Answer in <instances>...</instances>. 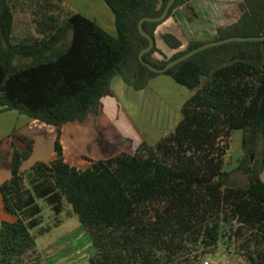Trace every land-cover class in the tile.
Returning <instances> with one entry per match:
<instances>
[{
    "label": "trees",
    "instance_id": "trees-1",
    "mask_svg": "<svg viewBox=\"0 0 264 264\" xmlns=\"http://www.w3.org/2000/svg\"><path fill=\"white\" fill-rule=\"evenodd\" d=\"M24 1L0 0V113L29 118L28 130L53 137V153L22 171L34 142L18 129L6 137L11 176L0 196L13 220L0 224V264H44L38 242L65 217L95 249L88 264H203L219 244H234L247 264H264V41L210 47L157 74L139 61L149 42L138 23L159 17L170 0H103L114 36L58 0L37 1L30 21L20 20ZM191 1L175 0L163 21L142 23L154 41L146 64L163 69L206 43L264 37V0H240L210 40L183 45L162 33L167 55L155 36L179 8L196 18ZM159 75L190 97L154 145L94 161L65 141L63 128L85 124L114 77L139 92ZM235 130L242 185L224 171Z\"/></svg>",
    "mask_w": 264,
    "mask_h": 264
},
{
    "label": "crops",
    "instance_id": "crops-1",
    "mask_svg": "<svg viewBox=\"0 0 264 264\" xmlns=\"http://www.w3.org/2000/svg\"><path fill=\"white\" fill-rule=\"evenodd\" d=\"M58 1L64 11L78 13L94 21L108 34L113 36L116 34L113 13L103 0ZM238 2L240 0H192L190 3L195 11L196 18L190 20L183 8L176 10L174 18L166 21L157 32L155 36L157 47L167 55L172 53L164 45L162 33H171L178 38L182 37V39L179 38L181 41L186 40L187 42L212 39L216 29L225 25V12ZM180 28L182 31H180ZM181 33L184 34L186 39L183 38ZM189 97V91L165 75L155 77L149 82L146 89L139 92L128 88L121 77L116 76L112 79L110 87L100 100L98 107L90 112L86 123L65 126L62 133L64 138H68L75 145L79 154L81 152L87 154L90 158L102 160L108 157H93L91 155L93 151L88 152L89 148L83 145L82 139L85 136L91 137L90 133L94 132V142L96 144L98 142L110 144L120 134L123 137V135H130L133 132L131 134V144H134V149L120 152L133 154L142 142L153 145L175 128L181 119V108ZM112 112L115 113L113 119L119 118L121 120V133L116 137L104 139L102 132L105 130L103 128L105 125L102 122L109 119ZM115 120L111 123H115ZM3 123H0V141H3L13 129L11 125L7 123L2 125ZM33 154L34 149L32 156ZM27 169L29 168L24 170ZM10 176V160L6 159L1 162L0 166V185L8 181ZM11 217L5 212L0 196V224L3 220H11Z\"/></svg>",
    "mask_w": 264,
    "mask_h": 264
},
{
    "label": "rangeland",
    "instance_id": "rangeland-1",
    "mask_svg": "<svg viewBox=\"0 0 264 264\" xmlns=\"http://www.w3.org/2000/svg\"><path fill=\"white\" fill-rule=\"evenodd\" d=\"M40 0H25L23 5L24 9L20 14V20L26 19L27 22L30 21L32 17V11L34 10L33 5ZM61 7V6H60ZM62 8V7H61ZM179 29V27H178ZM180 31L181 28H180ZM184 37V34L181 33ZM182 39V37H179ZM186 39V38H185ZM184 45L186 40H182ZM115 113L112 112V115L109 119L104 120L102 123L106 126L104 132V139L110 137H116L121 133L120 131V119H113ZM115 120V123H111ZM26 121H29L24 115H20L15 111H8L0 113V123L4 122L2 125L7 123L13 128L10 133L15 130H20V132L33 140L34 142V154L30 157L22 166V170L30 168L37 162H47L51 158L53 153V142L54 139L50 135H46L39 130H28L26 127ZM1 128V127H0ZM21 128V129H20ZM9 133V134H10ZM8 134V135H9ZM92 136H85L82 139L83 145L89 148L88 152L93 151V157H113L118 155L120 152H125L127 150L131 151L134 144H131V137L133 132L130 135L120 134L118 138L110 142V144H105L104 142H98L96 144L94 132L90 133ZM7 135V136H8ZM77 138V137H76ZM7 138L0 141V155L2 157V162L6 159L9 151V143L6 142ZM65 141L70 143L76 150L77 148L73 145L68 138H65ZM154 145V144H153ZM242 132L240 130H235L231 134L230 141V150L226 157V164L224 166L225 172L231 173L230 181L236 185H242L246 182L245 176L241 172L236 170L237 161L242 157ZM131 147V148H130ZM72 148V147H71ZM78 151V150H77ZM72 155V154H71ZM80 155L86 156L91 160L98 161L95 158H90L87 154ZM71 159V158H68ZM107 159V158H105ZM102 159V160H105ZM255 157H251V163H253ZM264 179V176H261ZM46 216L47 213L45 214ZM13 218L11 217L12 221ZM38 254L41 256V259L44 261V264H88V259L95 254V249L82 227H79L77 222L73 219H63L62 228L54 231L51 236H47V239L39 240L38 242ZM207 262L208 264H247L246 261L235 253V245L223 246L219 244L216 248L213 256H206L203 264Z\"/></svg>",
    "mask_w": 264,
    "mask_h": 264
},
{
    "label": "water",
    "instance_id": "water-1",
    "mask_svg": "<svg viewBox=\"0 0 264 264\" xmlns=\"http://www.w3.org/2000/svg\"><path fill=\"white\" fill-rule=\"evenodd\" d=\"M175 0H170L166 7L164 8L162 14L157 17V18H143L139 21L138 23V29H139V32L140 34L145 37L147 40H148V46L139 54V61L141 62L142 65H144L145 67H147L150 71L152 72H155L157 74H163L165 73L168 69L174 67L175 65H177L178 63L182 62L183 60H186L187 58L193 56L194 54L202 51V50H205L207 48H210V47H214V46H218V45H222V44H225V43H229V42H233V41H240V42H245V41H264V37H260V38H229V39H224V40H220V41H214V42H210V43H206L204 44L203 46H200L188 53H186L185 55L171 61L170 63H168L163 69H156L152 66H150L149 64H146L144 61H143V55L147 52H149L153 45H154V41L152 40V38H150L148 35H146L143 30H142V23L144 21H149V22H161L165 19L168 11L170 10L171 6L173 5Z\"/></svg>",
    "mask_w": 264,
    "mask_h": 264
},
{
    "label": "built area",
    "instance_id": "built-area-1",
    "mask_svg": "<svg viewBox=\"0 0 264 264\" xmlns=\"http://www.w3.org/2000/svg\"><path fill=\"white\" fill-rule=\"evenodd\" d=\"M204 264H208L207 262H205Z\"/></svg>",
    "mask_w": 264,
    "mask_h": 264
}]
</instances>
